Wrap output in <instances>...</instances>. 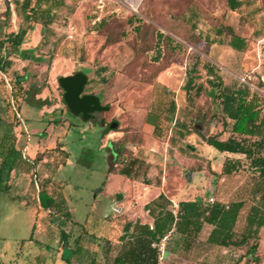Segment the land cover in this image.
Returning <instances> with one entry per match:
<instances>
[{
    "label": "rangeland",
    "instance_id": "1",
    "mask_svg": "<svg viewBox=\"0 0 264 264\" xmlns=\"http://www.w3.org/2000/svg\"><path fill=\"white\" fill-rule=\"evenodd\" d=\"M10 2L0 0V26L17 31L25 24L16 18L12 4L11 15L5 16ZM138 2L134 12L112 0H65L51 24L35 23L20 46L39 60L13 53L11 67L0 72V137L11 133L22 157L25 151L23 161L2 180L7 189L0 191V264H103L115 254L125 221L151 220L145 205L160 192L174 207L183 199L203 203L243 199L235 231L243 230L256 178L249 161L242 154L219 152L196 133L178 138L174 126L163 120L161 135L155 137L145 118L148 112L164 117L173 98L176 116L192 128L203 135L221 129V119H216L222 115L210 110L205 94L195 100L205 118L184 109L180 86L195 57L199 67L206 61L215 65L225 83H243L239 80L243 77L264 108V0H242L234 11L226 0ZM136 23L143 26L136 29ZM220 25L245 37L246 50L235 51L226 44L227 35L216 36ZM157 31L175 41H157ZM76 71L88 77L82 93L96 94L109 106L94 113L96 122L72 114L63 102L58 78ZM199 71V81L206 84L204 71ZM163 86L174 93L167 94ZM111 122L116 127L102 135ZM228 134L225 129L223 137ZM111 141L148 163L151 184L108 173ZM187 145L197 150L192 152ZM64 153L68 158L62 164ZM227 158L240 161L230 174L222 173ZM36 171L47 191L57 199L62 193L73 221L61 223L66 217L39 206L32 185ZM207 227L189 250L178 247L177 235L169 234L159 264H264V228L258 233L259 261L253 262L245 254L253 240L240 247L213 246L205 240ZM63 229L70 232L68 246L60 238Z\"/></svg>",
    "mask_w": 264,
    "mask_h": 264
},
{
    "label": "trees",
    "instance_id": "2",
    "mask_svg": "<svg viewBox=\"0 0 264 264\" xmlns=\"http://www.w3.org/2000/svg\"><path fill=\"white\" fill-rule=\"evenodd\" d=\"M9 4L13 5L16 18L25 25H21L17 31H4L0 26V72H6L11 67L13 60L10 56L13 53L20 58L39 60L36 56L27 55L31 50L20 48L24 37L28 30L33 29L35 23L42 26L51 24L55 10L66 3L65 0H11L6 4L5 16L11 15ZM226 5L234 11L242 5V0H226ZM131 14L130 16H135ZM98 23L102 25L104 17L100 18ZM136 26L135 28L138 29L143 25L136 23ZM215 35L219 37L227 35L226 44L235 51L241 52L247 48V39L235 33L229 25L216 27ZM156 36L157 41L161 38L170 44L175 41L160 31H157ZM199 64V58L195 57L185 70L184 81L180 86V90L184 92V109L191 115L199 114L205 118V111H201L195 104V100L202 93L205 94L210 99V110L220 111L222 115L216 119L217 121L221 119V129L203 135L199 129L192 128L176 116L177 106L173 98L169 101L164 117H161L159 113L148 112L145 120L153 127L152 134L155 137L161 135L163 120L174 126L178 138L196 133L206 144L219 152L242 154L249 161V166L256 173V178L250 189L252 202L245 215L243 230L238 234L235 231L240 212L245 204L243 199H235L227 203L222 201L203 203L196 199H183L179 200L174 207L172 201L160 192L145 205V210L152 217V223L142 222L139 219L125 221L121 234L118 236L115 254L111 259H106L103 264H159V250L152 245L153 243L159 242L167 234L174 233L177 235L175 244L184 250H189L206 224L211 227L205 239L206 243L219 247H240L253 240L245 254L251 257L253 262L259 261L258 256L255 255L258 247V233L260 228H264V155L261 153L264 148V108L262 101L257 93L251 92L244 83L238 81L225 83L212 63L206 61L200 67ZM199 68L206 75V84L199 81L201 77ZM163 90L167 94L174 93L164 86ZM95 112L97 111L92 112L89 118L93 122H96ZM109 128L106 126L101 134H106ZM225 129L229 130L227 137H223ZM170 142L175 144L173 138ZM108 148L113 156L108 173H117L132 180H140L145 185L152 183L147 175L149 165L146 161L132 153L126 154L125 148L115 145V142L111 141ZM187 148L190 150V147ZM67 158L68 154L64 153L62 164ZM21 161L23 157L16 146L15 138L11 133H3L0 137V191L7 189L6 184L2 185L3 178L7 177ZM37 161L36 158L33 159L32 164L35 165ZM239 164L238 159H225L222 164V173H232ZM34 175H36L38 190L34 185ZM42 182L37 176V171L33 172L32 185L37 191L39 206L48 212H53L54 216L66 217L60 221L61 223H65V220L69 218L73 221L62 193H59L60 197L57 199L47 191ZM159 182V180L156 181V185ZM60 238L64 246H68L70 232L61 230ZM76 246H78V239Z\"/></svg>",
    "mask_w": 264,
    "mask_h": 264
},
{
    "label": "water",
    "instance_id": "3",
    "mask_svg": "<svg viewBox=\"0 0 264 264\" xmlns=\"http://www.w3.org/2000/svg\"><path fill=\"white\" fill-rule=\"evenodd\" d=\"M88 80L87 74L83 71H76L72 74L63 75L58 78V84L63 89V99L68 110L74 115H81L87 120L94 111H106L108 105H103L98 95L93 93H82ZM116 122H111L109 127L115 128ZM199 126V125H198ZM186 178L191 179V174L186 173ZM117 200L121 195L116 196Z\"/></svg>",
    "mask_w": 264,
    "mask_h": 264
},
{
    "label": "built area",
    "instance_id": "4",
    "mask_svg": "<svg viewBox=\"0 0 264 264\" xmlns=\"http://www.w3.org/2000/svg\"><path fill=\"white\" fill-rule=\"evenodd\" d=\"M112 1H115V2H118L120 4H123V5L127 6L130 10L134 11V12H136V9L133 6L136 3H139L138 0H112ZM69 36L71 37L72 35H69ZM239 80L241 82H243V83L248 84L247 81L243 77L239 78ZM14 110H15L16 117L20 120V114H19V112L16 110L15 107H14ZM24 150H25V147H24ZM24 154H25V151H23V157H24ZM34 185H35L36 190H38V183H37L36 175H34ZM210 201L212 202L213 201V198H210ZM168 235L169 234L163 236L159 240V242L152 244L153 246L157 247L158 250H159V255H158L159 260L162 258V254L164 252V245L166 246L165 241H166Z\"/></svg>",
    "mask_w": 264,
    "mask_h": 264
},
{
    "label": "crops",
    "instance_id": "5",
    "mask_svg": "<svg viewBox=\"0 0 264 264\" xmlns=\"http://www.w3.org/2000/svg\"><path fill=\"white\" fill-rule=\"evenodd\" d=\"M148 124V123H147ZM149 126H151L150 124H148ZM152 127V126H151ZM152 130H153V127H152ZM188 146V145H187ZM188 147H190V150L192 151V152H194V151H196L197 150V148L196 147H191V146H188ZM26 148H29V146L28 145H26L25 146V149ZM175 205L177 206V203H175ZM147 212V211H146ZM140 220V219H139ZM143 222V221H142ZM144 222H147V223H149V224H151L152 223V217H151V220H148V221H144ZM207 225V224H206ZM205 226V225H204ZM208 227V230H210V226L209 225H207ZM203 229V228H202ZM209 232V231H208Z\"/></svg>",
    "mask_w": 264,
    "mask_h": 264
},
{
    "label": "flooded vegetation",
    "instance_id": "6",
    "mask_svg": "<svg viewBox=\"0 0 264 264\" xmlns=\"http://www.w3.org/2000/svg\"><path fill=\"white\" fill-rule=\"evenodd\" d=\"M109 125H110V123H107V124H106V126H109Z\"/></svg>",
    "mask_w": 264,
    "mask_h": 264
}]
</instances>
